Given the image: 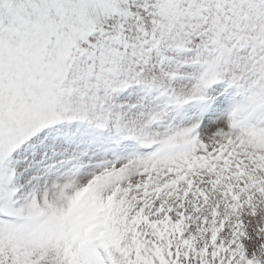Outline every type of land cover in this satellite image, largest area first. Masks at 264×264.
Wrapping results in <instances>:
<instances>
[{
  "label": "snow or ice",
  "instance_id": "6c2138e0",
  "mask_svg": "<svg viewBox=\"0 0 264 264\" xmlns=\"http://www.w3.org/2000/svg\"><path fill=\"white\" fill-rule=\"evenodd\" d=\"M0 264H264V0H0Z\"/></svg>",
  "mask_w": 264,
  "mask_h": 264
}]
</instances>
